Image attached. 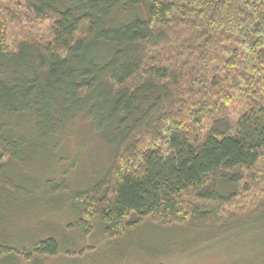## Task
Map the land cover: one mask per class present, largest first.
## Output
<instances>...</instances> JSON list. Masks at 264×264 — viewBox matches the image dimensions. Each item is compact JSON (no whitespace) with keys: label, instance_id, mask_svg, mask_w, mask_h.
<instances>
[{"label":"trees","instance_id":"16d2710c","mask_svg":"<svg viewBox=\"0 0 264 264\" xmlns=\"http://www.w3.org/2000/svg\"><path fill=\"white\" fill-rule=\"evenodd\" d=\"M79 118L111 150L75 196L81 224L263 236L264 0H0V189Z\"/></svg>","mask_w":264,"mask_h":264},{"label":"rangeland","instance_id":"374dc122","mask_svg":"<svg viewBox=\"0 0 264 264\" xmlns=\"http://www.w3.org/2000/svg\"><path fill=\"white\" fill-rule=\"evenodd\" d=\"M17 36L13 27L9 38ZM239 113L235 105L217 121L234 131ZM64 137L27 144L8 172L11 187L0 189V264H264V235L243 238L234 230L207 233L143 222L123 238L109 240L96 222L81 224L75 196L104 175L111 150L83 118ZM50 180L63 182V189L52 191ZM51 238L59 243L56 255L36 251Z\"/></svg>","mask_w":264,"mask_h":264}]
</instances>
